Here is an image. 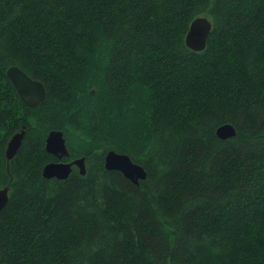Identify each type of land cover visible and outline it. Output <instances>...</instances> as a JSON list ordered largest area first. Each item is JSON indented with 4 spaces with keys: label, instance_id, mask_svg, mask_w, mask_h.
<instances>
[{
    "label": "trees",
    "instance_id": "16d2710c",
    "mask_svg": "<svg viewBox=\"0 0 264 264\" xmlns=\"http://www.w3.org/2000/svg\"><path fill=\"white\" fill-rule=\"evenodd\" d=\"M197 16L212 24L200 51L184 42ZM13 64L44 84L36 106ZM51 129L85 175L42 177ZM110 149L146 178L106 169ZM7 184L0 264H264V0H0Z\"/></svg>",
    "mask_w": 264,
    "mask_h": 264
},
{
    "label": "water",
    "instance_id": "95a60500",
    "mask_svg": "<svg viewBox=\"0 0 264 264\" xmlns=\"http://www.w3.org/2000/svg\"><path fill=\"white\" fill-rule=\"evenodd\" d=\"M212 29L211 21L206 16H197L189 24L185 34V45L194 51L203 50L206 46L208 36ZM8 78L13 83L24 104L30 107L36 106L46 96L44 84L35 78L30 77L18 65H10L6 69ZM26 126H22L13 133L5 147V157L7 167L9 161L15 156L20 148ZM215 133L219 138L226 139L232 137L236 133V129L231 123H222L215 129ZM45 150L53 155L56 160L46 162L41 171L44 178L65 179L70 174L73 166H75L81 175L86 173L85 156L81 155L71 160H66L70 152L66 144L64 132L61 129H51L45 137ZM104 167L108 170H118L127 179L135 185L140 184L147 176V171L140 163L133 161L126 153L117 152L113 149L108 150L104 155ZM9 199V184L0 187V211L6 206Z\"/></svg>",
    "mask_w": 264,
    "mask_h": 264
},
{
    "label": "bare ground",
    "instance_id": "6f19581e",
    "mask_svg": "<svg viewBox=\"0 0 264 264\" xmlns=\"http://www.w3.org/2000/svg\"><path fill=\"white\" fill-rule=\"evenodd\" d=\"M188 30V29H187Z\"/></svg>",
    "mask_w": 264,
    "mask_h": 264
}]
</instances>
